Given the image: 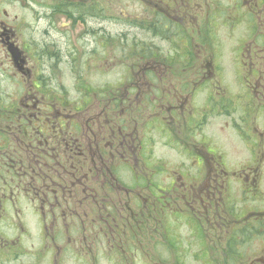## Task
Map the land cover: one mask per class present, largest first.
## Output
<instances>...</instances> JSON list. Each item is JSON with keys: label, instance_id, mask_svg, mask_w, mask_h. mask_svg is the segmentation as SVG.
<instances>
[{"label": "flooded vegetation", "instance_id": "obj_1", "mask_svg": "<svg viewBox=\"0 0 264 264\" xmlns=\"http://www.w3.org/2000/svg\"><path fill=\"white\" fill-rule=\"evenodd\" d=\"M263 223L264 0H0V264H172L182 229L264 264Z\"/></svg>", "mask_w": 264, "mask_h": 264}, {"label": "rangeland", "instance_id": "obj_2", "mask_svg": "<svg viewBox=\"0 0 264 264\" xmlns=\"http://www.w3.org/2000/svg\"><path fill=\"white\" fill-rule=\"evenodd\" d=\"M119 6L121 9H125L123 6H126V4H125V2H123L122 4L120 3ZM219 32H220V38L223 39V42H225L224 44L228 48V45L226 44V43H228V41H227V39L224 38V36L228 35V34H226V32H222V31H219ZM235 33H234V35H232V39L230 40L232 42L233 49L230 50V47H229L228 51H226L227 49L224 50V51H226L227 58H233V56H234L232 51L237 46L236 42H237V39L239 36L238 34L235 35ZM226 66H227L226 72H228V74L230 75L231 74L230 73L231 67H228V66H231V65H226ZM228 134H229L228 131H225L222 134L223 137L221 140H219L218 136H216L219 151L221 150L220 152L223 154H226V155H228V153H233L236 155L242 154L243 151L241 149L239 139L236 138L235 140L232 139L230 141V137ZM172 228H174V226ZM262 228L264 230V223H263ZM262 235L263 236L260 238V241L255 240L254 243H252V249L249 251L250 255H253L255 253L260 252V249L258 247H255V245H258L259 243H261V251H264V233ZM181 239H182L181 248L179 251H177L173 254H171L170 252L165 254L166 260H168L169 263L174 264V262L180 261L182 264H210L209 263L210 257L208 255V253H209V249L212 247V245L214 243L213 240H205V242L202 246V242L201 241L197 242V240L195 241L194 236L191 237V235L188 232H186L185 229H182V238ZM201 246H202V248H201ZM164 253H165V251L163 252V255H164ZM261 254H263V253H261ZM177 255L180 257L181 260L178 259ZM229 261L227 264H229Z\"/></svg>", "mask_w": 264, "mask_h": 264}]
</instances>
